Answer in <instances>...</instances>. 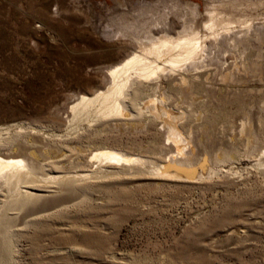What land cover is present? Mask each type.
<instances>
[{
	"label": "rangeland",
	"instance_id": "rangeland-1",
	"mask_svg": "<svg viewBox=\"0 0 264 264\" xmlns=\"http://www.w3.org/2000/svg\"><path fill=\"white\" fill-rule=\"evenodd\" d=\"M215 10L222 22H207ZM156 21L193 26L202 52L138 77L131 115L99 118L94 103L73 118L132 51L130 24ZM0 132L1 158L32 153L41 174L83 177L26 185L42 196L15 214L1 264H264V0H0ZM103 148L147 163H97ZM168 160L189 174L170 176Z\"/></svg>",
	"mask_w": 264,
	"mask_h": 264
},
{
	"label": "bare ground",
	"instance_id": "bare-ground-1",
	"mask_svg": "<svg viewBox=\"0 0 264 264\" xmlns=\"http://www.w3.org/2000/svg\"><path fill=\"white\" fill-rule=\"evenodd\" d=\"M177 7H178V5L173 6V8H177ZM182 9L184 11L191 12V15L194 14V16H195V13H196L195 5L192 6L189 4H185L182 6ZM172 11H174V10H172ZM206 13H208V11ZM207 15L208 14H206V16ZM220 15H221V13L219 11L216 12V10H215V12L209 13V15L207 17L208 18L207 22L219 21L222 18V17H220ZM176 16L177 15H175V17ZM222 20H223V18H222ZM158 22L159 21H156L154 23V26H152V27L150 26V27L145 28L144 26H142L139 29L137 26H135L134 23L130 24L129 29L130 30L132 29V33L130 32L127 36L129 37V41H130L129 43L131 44V46H132V44L134 46V47L132 46V51L130 53H128L125 56V58L118 60L117 63H115L113 66L109 67V69L107 70V72L105 74V76L108 79V86L106 87L105 90H102L103 89L102 88L101 90H97L91 94H83L79 98L75 99V101H73V103L68 107V110L72 114L73 118L77 115L82 114V113L85 114L84 116L89 118V116L86 115V113H88V112L90 113L89 110L91 109V106L94 103L100 104L103 108L101 113H100L101 110L99 108L100 105L98 108H96V109L94 108L95 110H97V109L100 110L98 112L102 115H100V116L97 115L99 118H101L103 115H105L106 117H107V115L108 116L109 115H111V116H117V115L128 116V115H131V111H130V107H129V101L131 100L132 88L136 84V80L138 79V77L139 78L143 77L145 79H149L148 78L149 76L150 77H151V75L154 76L153 74H156L157 72H160V73L165 72L164 71L165 69L181 66L187 61H189L188 64H190V63H192V60L194 58H196L197 54L200 51L202 52L203 49H201V48L203 46L201 45V42L204 39H202L201 42L199 41L198 33L195 31L193 26L191 27V25H190L191 29L189 31L186 30L182 26L183 27L182 30L177 31L175 33L174 31H172L170 29L169 25L166 24V22H163V24L159 23L162 25V27L158 26L159 27V30H158V27H157ZM167 25H168V27H167ZM192 25H193V23H192ZM170 33H174L175 35H171ZM203 44H205V43H203ZM121 47L124 48L123 45ZM198 57H200V56H198ZM203 58H201V59H203ZM132 75L134 78L131 77ZM143 105H145V108H146V106L150 105L149 101L144 103ZM150 107L156 109L155 105H153V104ZM142 108H144V107H142ZM170 111H172V110H170ZM162 112H163V107H162ZM162 112H160V113H162ZM164 115H166L165 112H164ZM174 115L175 114L172 112V113L166 115L165 117H167L170 121H172L174 119L173 117H175V120L177 119L176 118L177 116H174ZM80 116H79V118H80ZM92 116H94V114H92ZM98 117H97V119H98ZM73 118H72V120H73ZM171 118H173V119H171ZM92 119H94V118H92ZM95 119H96V117H95ZM175 120H173L172 123H174ZM170 121H168V122H170ZM172 123L171 122L169 124L166 123L168 125L167 129L169 132V137L172 138V141L175 144L180 145L184 139L182 137L181 138L183 140L180 138L179 133L177 132L178 129L176 130L177 127H175ZM2 132H0V133H2ZM180 150H182V147H181V149H179L178 152L176 151L178 154H180V156L179 157L174 156L173 161L175 162V164L178 163V164H182V166H183L184 164H186L188 162L189 158L185 159V157H184V159H182L181 157H183V156H181L182 152ZM94 152H95V154H94ZM94 152H93L92 156H94L97 163L105 161L107 164L119 165L122 169H130V168H132V166H134V168H135L136 165L141 166V165H145L147 163L144 161L143 158L141 159L140 157H134V156H129V155L127 156L126 154L124 155V154H122L118 151L112 150L110 148L109 149H107V148L97 149V151H94ZM31 154L32 153H30V154L15 153L8 158H1L0 157V188L3 187L4 189H6V192L8 193V197L7 198L5 197L6 199L0 205V259L2 258V256L6 257L9 250H12V249H10V247L12 245L10 244L9 232H10V229L13 226V224L16 223L15 222L16 220L14 221V219L16 218L15 214L18 213L21 209H23L27 205H31V204L33 205L42 196L41 194H38L37 192L32 191V190H35L34 188H31V187L26 186V185H29L32 183L34 184V183H38V182L72 185L77 180H81V178H83L80 174H79L80 176L78 174H77V176H71V175L67 176L68 174L67 175H65V174L64 175H62V174L61 175H58V174L57 175H49V174L46 175V173H44L45 171L43 172V174H41L40 173L41 169L44 167L40 166L38 162H35L34 160L36 158L35 159L33 158L34 159L33 160L31 157ZM33 155H35V154H33ZM187 157H189V156H187ZM193 158H192V160H193ZM197 158H199V157H197ZM168 161H170V160H168ZM190 161L191 160H189V162ZM164 163H167V162H164ZM207 163H208V161H207ZM167 164H169V163H167ZM189 164H190L189 165L190 167L192 165H194V164H191V162ZM203 165H204V163H203ZM157 166H155V167H157ZM174 166H175L174 164L170 165V166L168 165V168H166L167 166L162 167V170L164 168L168 169L167 170L168 173L167 172L166 173L169 174L170 176L171 175H174V176L175 175H177V176L185 175L186 176V174L188 173L185 171L181 172V171H179L180 169H178L177 167H174ZM151 168H154V167H151ZM147 169H149V168H147ZM166 169H164V171ZM181 170H182V168H181ZM188 170H191V169H188ZM207 170H211V169H207ZM207 170H205V171L207 172ZM202 171H201V173H202ZM113 172H115V171L113 170ZM118 172H120V171L118 170ZM189 172H191V171H189ZM192 172L194 173L195 171L193 170ZM209 172H212V171H209ZM102 173H103V171H102ZM193 173H192V175H193ZM87 174H89V173H87ZM90 174H94V172L93 173L91 172ZM95 174H98V172H96ZM95 174H94V176H96ZM105 174H106V172H105ZM196 174H197V171H196ZM200 175L201 174H199V176ZM94 176H92V177H94ZM22 185H25V186H23V189H21ZM10 237H12V236H10Z\"/></svg>",
	"mask_w": 264,
	"mask_h": 264
}]
</instances>
